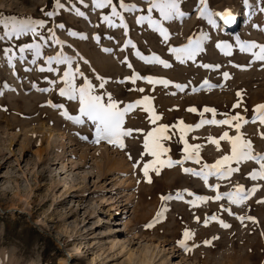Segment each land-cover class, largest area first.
<instances>
[{
  "label": "rangeland",
  "instance_id": "374dc122",
  "mask_svg": "<svg viewBox=\"0 0 264 264\" xmlns=\"http://www.w3.org/2000/svg\"><path fill=\"white\" fill-rule=\"evenodd\" d=\"M62 2L64 9L48 17L46 12L56 10L55 0H0V18L43 20V28L37 31L47 40L45 43L32 33L0 40V264H140L143 260H151L150 264H264V179L253 180L249 175L259 170V162L231 161L230 166L239 171L226 178L209 176L207 183L202 176L183 171H200L204 165L231 155L230 141L220 140L217 145L208 137L219 140L225 131L238 135L233 126L236 121L233 125L193 127L184 133V139L179 133L181 121L195 125L202 118L212 119L211 112L200 115L205 107L215 109L217 120L239 114L248 121L242 123L240 135L251 141L254 154L264 155V124L252 122L256 106L264 104V62L256 61L250 52H239L237 43L239 37L240 41L264 44V13L259 11L264 0H249L250 7H243L241 0H209L213 13L225 9L238 13V24L235 20L225 26L219 17L213 16L215 26L201 17L199 0H182L181 10L186 15L170 21L153 9L152 18L169 30L166 42L147 22L135 23V18L149 15L151 0H126L136 6L131 12L118 8L127 28L109 27L101 17L110 14V8L97 9L91 0L84 4L80 0ZM73 6L80 7L85 16L78 17L71 11ZM59 23L65 27L59 28ZM114 23L120 24L118 17ZM4 31L0 25V36ZM53 32L61 44L48 40ZM201 33L209 39L194 61L181 63L168 51ZM221 41L232 44L231 56L215 47ZM32 43L41 44L39 57L32 51L20 52L23 45ZM105 48L111 51L105 52ZM5 49H11V64ZM137 51L149 57L155 54L171 67L145 63ZM58 52L72 58L73 72L77 68L83 72L75 77L77 87L86 77L93 83L94 94L104 97V102L110 94L121 109L149 96L160 119L153 123V113L138 105L125 113L123 127L133 131L123 138L124 148L106 140L94 143L91 121L82 117L85 123L76 124L61 115L64 109L48 103H63L69 115H80L78 99L59 95L64 87L61 76L68 65L47 62ZM203 64H219L220 68H204ZM49 66L56 70L40 71ZM223 72L229 73L228 79L223 78ZM134 74L171 83L149 84L142 78L133 82L130 77ZM99 77L106 81L103 89L99 88ZM176 84L185 87L181 90ZM42 88L49 91H40ZM141 88L143 92L138 91ZM191 107L197 111H188ZM160 125H168L171 132L166 133L170 139L161 140L168 151L160 158L182 163L157 166L158 174L150 169L149 182L143 165L155 158L144 149V137ZM185 139L200 145L199 163L184 159ZM238 185L246 191L255 188V192L240 204L227 197L213 198L217 192H232ZM177 193L183 198L177 199ZM165 196L172 199H162ZM196 196H210V200L196 201ZM162 210L163 216L155 221ZM213 215L218 219L205 224ZM248 216L255 222L239 219ZM219 220L230 227H222ZM150 223L153 226L146 227ZM186 229L194 233L186 241L188 249L178 243ZM205 239L211 243H203Z\"/></svg>",
  "mask_w": 264,
  "mask_h": 264
},
{
  "label": "snow or ice",
  "instance_id": "6c2138e0",
  "mask_svg": "<svg viewBox=\"0 0 264 264\" xmlns=\"http://www.w3.org/2000/svg\"><path fill=\"white\" fill-rule=\"evenodd\" d=\"M85 0H80V4H84ZM92 5L97 9H108L110 8V14L103 15L101 19L105 21L109 27H124L127 28V25L124 24V17L121 14L119 9H123L124 11L131 12L135 9L134 4L126 3V0H119V3H113V0H91ZM243 7H250L249 0H241ZM182 0H151V3L148 7V13L149 15H141L137 18H135V23L143 24L147 22L148 26H150L152 29H154L156 32L159 33L161 37H163V40L166 42L169 38V30L163 26L160 20L153 19L152 18V11L153 9H156L159 11L160 17L163 20L170 21L175 20L176 18H183L186 15L185 11L181 10ZM199 15L201 17L207 18L208 22L212 25H216L217 21L216 19H213V16L219 17L220 20H222L224 25H232L235 20L236 16L230 9H225L222 12H215L213 13L210 11L209 7V0H199ZM65 7V4L62 2V0H55V11H48L45 13L46 16L52 17L57 14L58 11L63 10ZM71 11L75 12V14L78 17L83 18L85 16V12L80 9V7L73 6L71 8ZM259 11L261 13H264V8H260ZM119 18L120 24L117 25L114 23V18ZM45 21L43 20H31V19H16L15 17L12 18H0V25H3L5 31L4 35L0 36V40L4 39L5 37H8L11 39L12 37H19L26 33H32L34 36H39L40 40H44L45 43H47V40H45V37L40 35L37 31V28H43ZM59 28H64L65 25L63 23L58 24ZM51 31V30H50ZM71 35H77L76 32H71ZM111 39V37H109ZM97 40H99V36L96 37ZM209 36L206 33H201L196 39H192L189 37L187 44H184L181 47H170L168 49L169 52L174 54L175 59L177 61H180L181 63H184L186 60H192L194 61L197 57V55L204 51L203 48V42L208 40ZM48 40H54L55 43L61 44L62 41L56 39L55 33L53 32L51 36L48 37ZM128 44H132V41H127ZM237 43L239 52L242 53H248L250 52L252 54V57L256 61L264 62V44H257L255 41H240V38L237 37ZM135 47V45H132ZM215 47L217 49H220L222 52H224L225 55L231 56L232 55V44L221 41L219 43H215ZM254 49H258V51H253ZM26 50L32 51L34 57H39L41 55V44L40 43H32V44H25L20 48V52L23 54ZM105 52H110L111 49L105 48ZM11 52V49H5L4 54L8 57V63L11 64L13 60V56L8 55ZM141 60L145 61V63H158L163 65L164 67H171V65L168 63V61L160 59L159 56H156L153 54L152 56H144L139 51L136 53ZM21 59H24L23 55L20 57ZM55 61L57 64H67L68 69L64 71L63 75L61 76V79L64 81V87H61L59 89V95L61 97H67L68 100H76L79 101V116H73L69 115L68 110L65 109V105L63 103H53L52 101H49L48 103L53 107L57 109H64V111L61 112V115L64 116L66 119L70 121H74L76 124H84L85 120L82 119V117H86L88 121H91L92 124L95 126V140L94 143H99L101 140H106L109 144L117 145L120 148H124L125 144L123 141L124 137H128L132 134V129H125L123 127L124 124V118L125 113L129 112L133 108L137 107L138 105H144L143 110L147 112H152V116L150 119L153 123H155L157 120L160 119L158 115H156L153 112L152 105H151V97L144 96L142 100H137L134 103H129L126 107L123 109L119 108L117 106V102L112 99L111 95H108L107 102H104V97H102L99 94H94L93 92V83L88 80L86 77L84 78L83 82L79 87L76 86L74 83L75 77L77 74L80 76H83V72H80V70L77 68L75 72L72 71V58L65 56L62 52H58L55 56L48 57V64L51 65ZM32 63H36V60L33 59ZM204 68H216L219 69L220 65H211V64H203ZM128 67L131 68L132 65L128 64ZM237 67H244L242 65H237ZM47 70L48 72L55 71L56 69L49 66L47 69H44L43 67L40 69L41 72ZM222 76L224 79L229 78L228 72H223ZM145 79L148 81L149 84H161L164 86H167L171 83V81L166 79H160V78H153L151 76H144L141 77L139 74H134L132 77H130L133 82L137 79ZM99 88L103 89L105 86V80L103 77L98 78ZM205 85H208V81H204ZM178 89L183 90L185 85L182 84H176L175 85ZM214 86V85H213ZM40 91H49L48 88H42L39 89ZM195 90V89H193ZM138 91L143 92L144 89H138ZM2 94V93H0ZM239 95V93H238ZM239 105H234V107H238ZM190 112H196L197 109L195 107H191L188 109ZM206 112L213 113L212 119H201L199 123L195 125H184L183 121H181V127L179 128V131L181 133V138L184 139V133L186 131H190L193 127L199 128L203 126L204 124H217V125H233V121H236V123L233 125L238 133L239 129L241 128L242 123H247L248 121L244 119L243 116L237 114L233 116H228L225 119L217 120L215 119V109L207 108L205 107L203 109V112L200 113V115L203 117V114ZM256 115L253 116L252 122L255 123L257 120L264 124V104L257 105L255 109ZM168 125H160L157 128H154L152 131H149L145 134L144 137V149L147 153H149L152 157L155 159L152 160L149 163H145L143 165V173L146 178L149 179V182H151V178L149 177V170L154 169L157 174L159 173V167L157 166H172L173 163L175 164H181L182 161L176 160L173 161L171 158L167 160H162L160 157L163 153H166L168 149H166L163 144L161 143V140L163 139H170L169 136L166 135L168 131ZM81 139L87 140V136H82ZM209 140L212 143H215L219 145L220 140H226L230 141L231 143V155H225L221 159L217 160L215 164L212 165H204L203 169L200 171H195L192 168H184L183 171L186 173H192L196 176H202L205 183L208 182V177L212 175H216L220 178H226L228 176H231L233 172L239 171V168H233L230 166L231 161H237L240 162L242 160H248L252 161L255 160L259 162V170L255 172L249 173L251 178L253 180L256 179H264V155H257L254 154L252 151V144L250 140H246L242 138V135L238 134L236 136H229V133L225 131L220 137L219 140H216L212 137H209ZM184 152L185 160H192L195 159L197 163H199V148L200 145H192L189 144L188 141L184 140ZM129 159H131V156H129ZM214 187H219L218 185H214ZM255 192V188L245 190L243 185L236 186L235 190L232 192H224L220 193L217 192L215 197H213L215 200H221L224 197H227L229 201H231L233 204H240L243 203L246 199H248L249 195ZM177 199H182V195L180 193H177L176 196ZM164 200L172 199L171 196H165L162 197ZM196 201H204L209 199V197L205 196H196ZM264 202V201H261ZM190 204H195V201H189ZM223 207V206H222ZM225 211L230 212V209L225 208ZM163 211L158 212L155 218V221H158L163 216ZM199 221V217L196 218ZM218 217L216 215H213L211 217H208L205 219L204 223L207 224L209 220H217ZM239 219L244 220H252L255 222V218L248 216V217H239ZM155 221L153 223H155ZM219 223L222 227L228 228L230 227L229 224L224 222L223 220H219ZM153 224H147L146 227H152ZM184 239L178 241V243L181 245V247L188 249V244L186 241L190 239L194 233H192L190 230H185L184 233ZM215 239V237H214ZM205 244H210V240L203 241Z\"/></svg>",
  "mask_w": 264,
  "mask_h": 264
},
{
  "label": "bare ground",
  "instance_id": "6f19581e",
  "mask_svg": "<svg viewBox=\"0 0 264 264\" xmlns=\"http://www.w3.org/2000/svg\"><path fill=\"white\" fill-rule=\"evenodd\" d=\"M232 12L235 14V16H236V20H237L236 24H238V18H237V17H238V13H237L236 11H232ZM248 17H249V15H248ZM236 24H235V25H236ZM141 97H142V96H141ZM141 97H139V98L142 99L143 97H142V98H141ZM136 101H137V100H136ZM133 102H134V100H133ZM139 106H141V105H139ZM155 107H157V106H154V108H155ZM142 108H144V107H142ZM209 117H210V116H209ZM149 122H150V121H149ZM147 124H148V123H147ZM149 124H150V123H149ZM179 128H180V127H179ZM153 129H154V127H153ZM141 130H142V129H141ZM151 130H152V129H151ZM151 130H150V131H151ZM168 131H169V130H168ZM168 131H167V132H168ZM169 132H170V131H169ZM175 132H176V131H175ZM177 132H178V131H177ZM177 132H176V133H177ZM170 133H171V132H170ZM179 133H180V132H179ZM228 133H229V132H228ZM238 134H240V133H238ZM166 135H167V134H166ZM180 135H181V134H180ZM209 135H210V134H209ZM236 135H237V134H236ZM229 136H231V135L229 134ZM172 137H173V136H172ZM172 137H171V139H172ZM176 137H177V136H176ZM208 138H209V137H208ZM177 139H178V138H177ZM177 139H176V140H177ZM181 139H182V138H181ZM172 141H173V140H172ZM174 142H175V141H174ZM206 142H207V141H206ZM208 142H209V141H208ZM169 143H170V142H169ZM199 143L201 144V142H199ZM165 144H166V143H165ZM168 145H169V144H168ZM168 145H167V146H168ZM202 145H203V144H202ZM164 147H165V146H164ZM168 147H169V146H168ZM146 154H147V153H146ZM171 154H173V153H171ZM205 155H206V154H205ZM200 156H201V154H200ZM207 156H208V155H207ZM207 156H206V158H207ZM201 157H202V156H201ZM168 158H169V157H168ZM212 158H213V157H212ZM203 160H204V158H203ZM203 160H202V161H203ZM200 161H201V160H200ZM212 161H213V159H212ZM208 162L210 163V161H208ZM206 163H207V162H206ZM233 163H234V161H233ZM200 164H201V163H200ZM193 166H194V165H193ZM195 167H196V166H195ZM197 167H198V166H197ZM202 167H203V166H202ZM198 168H199V167H198ZM151 170H152V169H151ZM153 170H154V169H153ZM145 178H146V177H145ZM209 183H210V182H209ZM209 183H208V184H209ZM204 185H205V184H204ZM209 186H210V184H209ZM221 186H222V185H221ZM68 188H69V189H73V186H69V185H68ZM219 189H220V188H219ZM192 191H193V190H192ZM217 191H218V190H217ZM217 191H216V192H217ZM219 191H221V190H219ZM198 192H200V191H198ZM215 194H216V193H215ZM210 196H211V195H210ZM210 196H209V197H210ZM211 197H212V196H211ZM213 197H215V196H213ZM209 200H210V199H209ZM218 211H219V210H218ZM216 212H217V211H216ZM211 215H212V214H211ZM204 218H206V217H204ZM208 239H209V238H208ZM208 239H207V240H208ZM211 239H212V238H211ZM205 240H206V239H205ZM210 241H211V240H210ZM213 245H214V244H213ZM211 250H212V249H211ZM77 251L79 252V251H80V248H77ZM150 261H151V260H143V261L140 262V264H150Z\"/></svg>",
  "mask_w": 264,
  "mask_h": 264
}]
</instances>
